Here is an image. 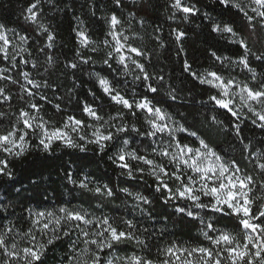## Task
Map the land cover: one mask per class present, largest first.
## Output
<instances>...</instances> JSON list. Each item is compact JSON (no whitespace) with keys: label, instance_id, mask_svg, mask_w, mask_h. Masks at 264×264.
Returning a JSON list of instances; mask_svg holds the SVG:
<instances>
[{"label":"snow or ice","instance_id":"1","mask_svg":"<svg viewBox=\"0 0 264 264\" xmlns=\"http://www.w3.org/2000/svg\"><path fill=\"white\" fill-rule=\"evenodd\" d=\"M55 2L58 7L57 0ZM120 3L122 0H114V4ZM44 5L45 0H31L22 10L27 13L25 19L29 25L24 31L35 35L39 45L35 48L36 53L39 52L49 64H52L56 54L50 50L57 46L56 34L50 24L44 22ZM217 6L222 13L229 16V19L222 24L214 22L211 30L220 32L223 28V33L233 38L236 58L224 57L214 51L211 56L214 58V64L218 63L219 67L213 66L196 72L192 70L189 60L185 59L182 62V69L189 73L193 80H198L200 85L210 86L202 92L207 94V100L201 101L203 104L211 103L219 110H226L223 112L226 115L230 114L235 118V121L231 122L244 145L241 148V155L248 151L251 168L248 167L247 160L242 162L234 156L226 160L224 154L217 151L207 138L195 139L196 133L189 131L185 124L178 126L179 135L174 134L175 122L174 127L169 126L170 113H166L162 107L166 103L160 92L164 77H158L161 83L157 85L153 74L148 71L149 64L146 61L150 57L146 50L147 46L142 47L136 43L137 38L142 39L138 34L129 36L120 31L122 21L115 11L102 17L111 40L91 39L90 33L83 27L84 22L79 23L75 29L77 43L74 46L73 57L64 64L65 68L73 70L74 75L80 65L97 61L88 53H102L100 62L103 65L111 69L114 62L115 65H119V70L130 72L134 80L143 84L146 93L142 99H137L134 91L130 98H126V94L114 90V84L104 78L99 80V87L110 98L112 107L120 106L116 108L115 115L108 114L111 123L107 130L97 125L90 137L85 132L79 135V143L74 144L68 129L71 132H80L84 121L68 115L62 127L56 126L55 122L49 126V122L40 115L42 105L39 103L46 100L47 96L40 94L39 100L35 99L36 92L33 89H40L42 83L33 79V72L21 71L14 77L6 74L10 71L9 68H0V81L5 82L0 84V126H3V131H0V153L7 154L5 158L0 159V187L11 184L13 187L7 188L9 194L15 188L16 173L7 157L11 156L14 160L23 158L26 148L33 149L28 139L29 135L35 136L38 140L36 148L45 151H52L54 142L60 141L67 148L75 147L84 151L87 145H94L99 151L105 152L107 148L115 147L110 145L115 135H120L122 144H128L129 141L124 137L142 136L154 142L152 138L158 135L163 138L166 133L168 147L159 148L161 160L153 158L156 156V148H152L154 144L152 143L148 145L152 151L147 155L142 154L139 149L129 154L121 147L115 161L119 162L118 167L121 171L129 174V180H132V177L136 178L137 173H145L146 170L151 177H155L157 187L152 196L156 200L164 197L165 206L173 200H183L189 202L191 209L202 212L203 215L196 216L194 211L188 208L176 207V212L183 214L180 217L181 221L184 216L192 217L190 223L196 226V221L199 220L201 225L198 228L199 235L207 243L181 246L175 241H170L164 245H154L151 240L141 239L137 235V225L132 219L96 215L95 212H89L83 207L60 206L55 210L29 208L27 231L18 230L16 223L7 225L0 223V264H47L48 251L54 248L58 241L63 242L64 238H68L71 243L72 255L69 257V264L72 261L75 264H116L117 261L120 264H264V136L253 142V139L243 135L248 120L264 133V72L257 71L258 68L264 69L262 47L264 0H217ZM170 8L173 14L169 19H173L176 14L195 18L199 13L196 4L185 3V0H171ZM141 13L147 16V7H142L135 15L140 16ZM91 14L95 16V10H91ZM159 30L154 28L153 32ZM171 32L174 33L171 43L178 45V53L183 52L187 44V32L180 28L171 29ZM29 39L30 36L20 34L16 29H9L4 23H0V54L3 59L9 61L12 69L20 64L31 63L36 73L37 60L30 61L29 58L22 56L25 53L27 57L33 56V52L29 51L33 47L29 44ZM161 40L160 36L154 37L157 47L163 46ZM17 56L22 58L18 61ZM229 64L239 65L247 79L238 83ZM42 82L43 87L49 88L51 81H43L42 78ZM17 85L19 94L14 97L11 90ZM147 93L154 95L149 98ZM13 99L23 101L15 114L4 111L2 107L7 104L11 109L10 101ZM53 107L56 112L61 111V103H55ZM81 111L93 121L102 119L99 114L102 110H97L91 104H84ZM118 120L121 122L117 126ZM185 133L187 137L181 135ZM258 144L261 147L258 148ZM132 161L138 163L133 165ZM167 165H171V170H168ZM35 175L37 173H33L31 177ZM31 177L29 187L33 189L32 198L38 199L39 186L32 182ZM86 179L87 177L83 180L77 179L81 190L86 188ZM169 180L172 181L171 184L168 183ZM21 186V191H24L23 185ZM95 192L98 199L102 195L113 197L119 195V192H124L145 206L150 203L139 192L129 191L127 188L118 190L109 184L96 187ZM156 193L160 195L157 196ZM17 195L19 196L20 192H17ZM47 198L45 195L44 199ZM89 206L91 207V202ZM148 211L152 210L149 208ZM11 215L12 213L0 207V220ZM160 215L164 219H171V216L163 213ZM23 219V216L18 217V222ZM13 232L16 234L15 237L12 235ZM73 234L76 237L74 240ZM17 237L23 238L17 240ZM125 243H134L140 253L144 254L114 256L112 260H106L107 254ZM78 245L79 252H76ZM153 247L157 252L156 259L151 255ZM105 252L107 254L102 255Z\"/></svg>","mask_w":264,"mask_h":264},{"label":"trees","instance_id":"2","mask_svg":"<svg viewBox=\"0 0 264 264\" xmlns=\"http://www.w3.org/2000/svg\"><path fill=\"white\" fill-rule=\"evenodd\" d=\"M30 2L31 0H0V23H4L9 29H16V31L20 34L30 36L29 44L33 45V47L30 48L29 51L33 52L32 57L35 58L37 55L35 48L39 45L35 35H31L30 32L24 31V29H27L29 27V25L28 23L24 22V17L27 15V13L22 11ZM160 2L161 6L159 10L153 13L151 19L146 21L145 23V26H147L148 24L151 25V27L148 28V32L152 33L151 37H145V45L147 46L146 50L149 51L150 48L155 45V36H160L166 41V51L161 57L160 66L163 67L165 65H169L166 68V72L168 76L172 77V81H170L171 83H176V72L183 71L182 62L185 59L189 60L193 71L202 72L206 68L213 67L212 61L214 58L211 56L212 51H216L218 55L229 56L233 59L236 58L234 52V50L236 49V45L232 44L229 40H219L215 41L214 43L208 42L206 29H209L210 26L204 20L202 13L204 11H211L212 8L216 7L215 5L208 4V0H191V2L196 4L198 8H201V12H199L196 16L199 17V19H196V17H190V24H185L183 22L178 24L175 20H170L166 18L165 9H168L167 14L171 13L170 3H168L167 0H160ZM57 3L58 7L56 8L55 12L51 10V6L45 3L43 9V19L45 23L50 24L52 30L56 34L57 46L54 50L50 51H54L56 56L60 58L61 68L63 67V64L66 62V60H71V58L73 57L74 46L77 43L75 39V29L78 27L80 21L84 22L83 27H85L88 33H90L91 39L103 41L104 39H107L108 35L107 25L104 23L102 17L109 15L113 11H115V13L118 15V17L123 23L128 16V12L125 11L124 13H121L120 9H118L117 6L112 3V0H93L90 6L85 3L84 7H81V0H57ZM91 10H95V16L91 14ZM130 10L131 5L128 6V11ZM219 11L220 8H218L216 12H213V15H216ZM21 13H23V15H21ZM177 16L181 15L177 14ZM131 24L132 28L138 31L140 28L141 20L139 18L132 19ZM197 24L203 25L199 32L196 31ZM161 26H163L162 31L156 33L153 32L154 28L160 29ZM119 27L121 28V25ZM176 28L183 29L187 32L186 51L179 52L178 56L177 48H173L167 43L168 41L174 39V35H170V33H172L171 29ZM121 31H124L125 34H129L128 25L126 23L124 24V28H121ZM139 40L140 39L137 38V41ZM101 47H103V45H101ZM88 54L93 55L97 60H100L102 57V53ZM22 56L24 58H29L27 57L26 53L22 54ZM169 56L176 57L179 61V65L169 64ZM21 58V56H17L18 61ZM3 67H7L10 69V71L6 73L7 75H12L16 77L18 72L30 71L33 72V79L35 80L42 81L43 78V81H51V83L53 81H56V83H59L61 85L60 87H56L55 84H53L55 95L53 93V88H40L38 90L33 89V91L36 92V100H39L40 94H44L47 96L46 100L39 101L40 105H42V111L40 115L45 121L49 122V126H51L52 123L55 122L56 126L59 127L63 126V122H66V117L68 115L80 118L84 121L81 126L82 130H87L88 136H91V130L89 126L91 125L93 120L90 117H86V114H83L81 109L84 104H91L94 108L97 107V104L91 102V96L88 94L87 88L83 89L77 97V100L79 101V107H77V103L66 104L56 99V96L63 95V92L66 87L71 86L73 78L76 80L80 79L79 73H76L74 77L65 78L63 72H57L51 80H46L44 77L36 74L33 71L31 63H29L28 65L20 64L17 68L12 69L9 61L4 60L2 54H0V68ZM93 67L98 66L94 65ZM113 67H116L114 62ZM102 70L105 74H108L110 76V79L115 77V82L118 86H123L125 81H127L128 90L122 92L123 94H126V98H130L131 93L133 91L136 93L137 99L143 98V94L146 93V89L144 88L141 82L134 85L132 83V77L117 76L115 73H112L111 69H109L106 65H103ZM117 71H119V69H117ZM257 71L259 72L260 69L258 68ZM232 74L236 76L237 80L247 79L244 72H241L240 69H236L235 71H233ZM184 76L187 78L185 83L193 84L197 88L199 93L198 99L207 100V94H202V92L205 89H209L210 86L200 85L199 81L193 80L190 77L189 73H184ZM57 77H59L58 80L56 79ZM20 81L21 83H23L22 77H20ZM3 83L5 82L0 81V84ZM28 87L31 88L30 85ZM18 89L19 85L12 88L11 91L14 97L19 94ZM92 90L97 92L98 95L100 94L98 86L92 87ZM212 91L214 92L215 90ZM147 95L149 96V98H151L154 94L147 93ZM107 101H110L109 97L106 98V102ZM10 103L12 105L11 109L7 104H4L2 105L3 110L15 114L16 110L22 105L23 101L19 99H13L12 101H10ZM55 103H61L60 112H56L55 108L53 107ZM119 107L120 106H116V108ZM164 107L168 108V105H164ZM116 108H110L109 112L112 115H115ZM168 110L171 111V108H169ZM126 111L127 110H125V112ZM220 111L226 112V110ZM99 114L101 115L103 113L100 112ZM227 117L230 118V120L235 121V118L231 117L230 114H227ZM129 119H131V117H129ZM246 123L247 127L243 135L249 138L257 139L261 136H264V133H262L259 129H256L255 126L251 124L250 120H248ZM5 124H7V121L5 122ZM0 131H3V126H0ZM68 131L73 137L77 135L76 133L71 132L70 129H68ZM80 134H84L83 131H81ZM181 135L187 137L186 133ZM28 139L30 140L32 145L38 144V140L35 136L29 135ZM152 139L156 140L155 138ZM132 141L133 142L130 145V150L139 149L142 154L147 155L144 151L140 150L136 142L139 141L140 144L148 146L149 144H152V140L146 137L133 136ZM185 142H187V139ZM89 147L93 149L92 152L78 153L77 150L68 149L67 147L63 146L60 141H56L53 144L52 152L54 153V155H57L58 158L48 161H37L33 164H29L26 168L15 167L14 171L20 172V175L17 177V183L15 185V188L11 190V194H9V192L7 191V188L10 189L13 187L11 184L7 185V188L0 187V191H2L3 195L8 199L15 201L16 197L18 196L15 189L17 187L21 188V185L23 184L30 183L29 180L33 173H37L40 170L54 169L53 176L59 177L60 173L62 172L63 177H66L69 172H72L71 165L74 161H76V157L78 156L79 160L76 162L78 163L79 167L77 168L76 172H73L74 178L84 179L85 173H83L82 169L87 168L88 171L86 174L100 181L101 183H108L109 186L115 189L120 187H129L130 190L133 192H139L143 195L152 196V193L157 187L155 177L147 176L146 173H137L135 180H124L123 178H118V172L120 170V168L118 167L119 162L113 163L111 160L108 159V156L113 153L114 147L107 148L103 153H101L99 149L94 145H90ZM152 148H156V144H152ZM147 152L150 153L151 148L148 147ZM6 155L7 154L5 153H0V156ZM37 156H39V150L37 148H33L32 151L28 153L27 157H25V159L29 161L35 160ZM45 156H47V153H45ZM155 159L158 161L161 160L159 156H155ZM131 163L135 165L138 162L132 161ZM11 166L13 167V165ZM63 177L57 179L56 182L53 184V187L50 189V191H53V195L47 196V194H45L48 197L47 199H44L45 195L39 196L38 199L31 197L27 199V201L21 199L20 203L23 205V207L17 206L12 212V215L10 217L0 220V223H3L5 225L9 223H16L18 230H20L21 232L27 231L29 225L27 209L31 208L33 210H55L60 206H67L77 208L83 207L89 212H95L96 215L104 214L115 217H123L125 219H132L136 223L137 229L141 230L144 227L148 226L147 224L143 223L142 218L137 216L133 211L132 205L135 203V200L132 197L126 196L125 194H121V197L127 200V204H121V202L118 200L116 201V204H119V207H116L114 205H105L103 207H97V202L95 200H89L83 197L73 196L71 198H65L63 195L60 194L62 190L59 189V183L61 182V179ZM32 178L34 177H31V179ZM168 182L169 184L172 183V181ZM156 195L159 196L160 194ZM89 202H91V207L89 206ZM171 203L173 204V208L170 209L168 206L164 205L163 199H155V207L157 210L153 212V215L157 217V221H155L154 223H164V217L160 215L161 213H163L164 215L171 216V219L168 220V224L165 230L161 231L158 227L153 228V231H156L157 235L152 238V244L164 245L170 241H175L181 246H195L196 244L201 242L206 244L207 242L203 241V237L200 236L198 232V228L201 227L199 220L196 221V226H193V224L190 223L193 220L192 217L184 216L183 221H181L180 217L183 214H179V217H177L176 222H172V218L176 216L174 208L177 206H183L187 208L189 202L183 200H173ZM20 216H23L24 219L18 222V217ZM205 220H207V217H205ZM121 227H123V225H121ZM75 238V234H73L72 239L74 240ZM79 247L80 246L78 245L76 248V252H79ZM113 251L115 252V256H125L131 255L133 253L141 255L144 254L140 253V250L135 247L134 243H125L118 245L117 248ZM105 254H107V252L102 253V255ZM71 255L72 251L70 240L68 238H64L63 242L58 241L56 246L54 248H50V250L48 251L46 258L47 264H67ZM151 255L153 259H156L157 252L155 247H153Z\"/></svg>","mask_w":264,"mask_h":264},{"label":"clouds","instance_id":"3","mask_svg":"<svg viewBox=\"0 0 264 264\" xmlns=\"http://www.w3.org/2000/svg\"><path fill=\"white\" fill-rule=\"evenodd\" d=\"M93 0H81V7L85 6V3H87L89 6ZM168 3H171V0H167ZM45 3L49 6H51V10L55 12L57 5L55 0H45ZM112 3L114 4V0H112ZM185 3H192L191 0H185ZM194 4V3H193ZM208 4L215 5V8H212L211 11H204L203 18L207 22V24L210 26L209 29H206L207 31V37L209 43H214L215 41L219 40H229L232 44H234L233 38L228 37L223 33V28H221L220 32H215L211 30L212 24L215 22L216 24H222L223 22L227 21L229 19V16L226 13H222L221 10L217 12L216 15H213V12H216L219 8L217 6V0H208ZM118 9H120L121 13H124L125 11L128 12L127 19L124 20L123 23H121V28H124V24L126 23L128 25L129 30V36H132L134 33L138 34L142 39L139 41H136V43L140 46H145V37H151L152 33L148 32V28L151 27L150 24L145 26L146 21L150 20L153 13L157 12L161 6L160 0H122V3L115 4ZM131 5V10L128 11V6ZM142 7H147L148 15L145 16L143 13H141L140 16H136L135 14L139 9ZM199 12H201V8H198ZM166 18L169 19V16L173 14L172 10L170 14L168 13V9H165ZM205 13L207 15H205ZM23 15V13H21ZM110 15V14H109ZM139 18L141 21H143L140 24L139 30H134L132 28L131 20ZM79 19V18H77ZM196 19H199V17H196ZM178 24L183 22L185 24H190L191 19L190 17H182L177 16V14L174 16L173 19ZM24 22L28 23L27 20L24 17ZM81 22V21H80ZM203 27V25L197 24L196 25V31H200V29ZM163 30V26H161L159 31ZM124 32V31H122ZM170 35H174V33H170ZM238 40V37L236 38ZM160 43L163 45L162 47H157L156 45L152 46L150 50L148 51L150 59L147 60V63L149 64L148 71L153 74V78L156 79V84L159 85L161 81L159 80V76H163V88L160 89L161 95L164 97L166 103L162 105L164 108V111L166 113H170L168 117V123L170 127H174L173 122H175V135H179V125L185 124L188 126L189 131L195 132L196 136L195 139L199 140L201 137L207 138V140L212 144V146L219 152H222L226 158V160H229L231 157H236L237 159H241L248 161V167L251 168V157L248 155V151L243 152V156L241 155V148L244 146L241 142L240 136L237 135L236 131L234 130V126L232 125V122L230 118L227 117V115L223 112H221L219 109L216 108L215 105L208 103L207 105L203 104L198 99V90L193 84L185 83L186 77L184 76V73H186L184 70L177 71L175 75V81L176 83H171L172 77L168 76L166 72V68L169 65H165L163 67L160 66L161 57L163 56L164 52L166 51V41L162 39ZM169 45H171L173 48H177L178 45H173L171 43V40L167 42ZM264 47V46H262ZM25 51L27 49L25 48ZM186 51V48L183 52ZM214 52V51H212ZM211 52V53H212ZM216 52V51H215ZM179 53H177V56ZM247 55V54H246ZM229 57V56H224ZM37 60L38 68L36 69V74L44 77L46 80H51L53 76L56 75L57 72H63L65 78L74 77L76 73L80 74V79H72V83L70 87H66L63 95L56 96V99H59L60 101L66 103V104H75L79 101L77 100L78 95L80 92L87 88L88 94L91 96V102L97 104L96 109L102 110L101 117L102 119L100 121H93L90 125V130L92 132L93 129L97 125H101L105 130L109 128V125L111 123V120L109 118V109L112 108V104L110 101L106 102L107 96L103 93L102 89L99 87V80L101 78H104L108 80L110 83L114 84V90H118L120 92H125L128 90L127 88V81H125L123 86H118L115 82V77L110 79V76L108 74H105L103 69V63L100 62V60L95 61L91 64H85L80 65L78 69L75 70V74L73 75V70L70 68H65L64 64L61 68V60L56 56L54 62L52 64H49L43 55H41L39 52H37V55L35 58L29 57V60ZM169 64H175L179 65V61L176 57L169 56L168 58ZM79 63V61H77ZM94 65H97L98 67H93ZM212 65L215 67H219V64L212 61ZM232 71H235L236 69H240L241 72L242 69L239 65L236 64H229L228 65ZM119 65H116V67L111 68V72L115 73L117 76L120 77H132L130 72H126V70H119ZM15 69V68H13ZM155 69V70H154ZM208 68L204 69L207 70ZM134 71V69H133ZM259 72H264V69H260ZM167 77V78H166ZM57 80L59 77L56 78ZM37 82H41L43 87V82L36 80ZM141 81L132 79V83L138 84ZM239 83L240 80H237ZM53 84H55L56 87H60L61 85L59 83H56V81H53L51 84H49V88H53ZM98 86V89L100 90V94L98 95L97 92L92 90V87ZM47 89V88H46ZM53 93L55 95V90L53 88ZM164 105H168V108H165ZM171 108V111L168 109ZM143 116V114H142ZM107 117V118H105ZM121 121H116L117 126L119 125ZM243 123V121H241ZM83 133H87V130H81ZM80 132H73L77 135L75 137L72 136V139L74 141V144L79 143L78 137ZM88 134V133H87ZM37 135H39V132H37ZM90 137V136H89ZM142 137V136H141ZM125 140H128V144H122L120 135H115L113 140L110 142V145H114V151L111 155L108 156V159L111 160L113 163H117L115 161V157L119 154L118 149L123 147L124 151L127 153H131L130 145L132 143V136L124 137ZM253 139V142L259 141L260 138H251ZM154 144H158L159 146L156 148V156H159V148L160 147H168L167 142V134L165 133L163 138L158 137L154 142L151 141ZM137 146L140 148L141 151H144L146 154H149L147 152V145L140 144L139 141L136 142ZM64 146V145H63ZM90 145H87L86 150L80 151L77 150L75 147L68 148L72 150H77L78 153H90L92 152V148L89 147ZM257 147H261V145H257ZM33 148H36L35 145H33ZM38 149V148H37ZM39 150V156L35 158V160H26L25 157H27L28 153L32 151V149H27L25 151L23 158H17L13 159L11 156L7 157V159L11 162L13 165L12 169L14 170L15 167L19 168H26L29 164H33L37 161H48L58 158L57 155H54L52 151H45L43 149ZM152 151V149H151ZM101 152V151H100ZM45 153H47V156H45ZM103 153V152H101ZM5 158L4 156H0V159ZM155 159V156L153 157ZM162 159V158H161ZM79 160V157H76V161ZM74 161L71 165L72 172H69L66 177H63V173H60V176H53L54 169H47V170H40L37 172V175L33 176L32 182L36 183L39 187L37 189L38 194L51 196L53 195V191H50V189L53 187V184L56 182L57 179H61V182L59 183V189L62 191L60 192L61 195H63L65 198H71L73 196L76 197H83L85 199L89 200H95L97 202L98 207H103L105 205H114L116 207H119V204H116V201H120L121 204H127V200L123 199L121 197V194H125L124 192H119V195H114L113 197H105L102 195L99 199L97 198L95 188L96 187H103L104 185H107L108 183H101L100 181L88 176L86 173L88 171L87 168L82 169L83 173H85L84 178L87 177L85 180L86 188L84 190H81L78 186L77 179L74 178L73 172L77 171V168L79 167L78 163ZM18 162V163H17ZM60 167V166H57ZM16 177L20 175V172L15 171ZM146 175L150 176L148 171L146 170ZM118 178H123L124 180H129V174L127 172L121 171V169L118 172ZM135 177H132V180H135ZM83 180V179H81ZM5 188H7V184L5 185ZM24 191H21V188L17 187L15 189L16 193L20 192V195L16 197L15 201L8 199L5 197L0 191V202H3L0 204V207L5 209L7 212L12 213L17 206L23 207V205L20 203L21 199H24L27 201V199L31 198L33 195V189L29 187V183L23 184ZM121 188H127L130 190L129 187H120L117 188L118 190ZM159 194V193H156ZM150 203H148L147 206H145L143 203H138L135 201V203L132 205V209L135 212V214L142 218L143 223L147 224V227H144L143 229H146V231H141L140 229H137V235L140 236L141 239H149L152 240L154 236L157 235L156 231H153V228H159L161 231L165 230L168 224V220L164 219V223H154L157 221V217L153 215V212L156 211L155 207V199L153 196L144 195ZM161 199L164 200L165 198L161 197ZM167 206L171 209L173 208L172 203H168ZM180 207V206H177ZM151 209L152 211L149 212L148 209ZM187 208L189 210L194 211V209H191L188 205ZM174 211L176 213V216L172 218V222L175 223L177 217H179V213L176 212V207L174 208ZM194 214L196 216H201L202 212L194 211ZM15 237V232L12 234ZM23 237H17V240L22 239ZM135 247L139 249L136 245ZM115 256V252L113 251L110 254L106 255V260L110 261ZM69 264V261L67 262ZM71 264H75L74 261L71 262ZM116 264H120L119 261L116 262Z\"/></svg>","mask_w":264,"mask_h":264},{"label":"rangeland","instance_id":"4","mask_svg":"<svg viewBox=\"0 0 264 264\" xmlns=\"http://www.w3.org/2000/svg\"><path fill=\"white\" fill-rule=\"evenodd\" d=\"M120 31H121V28H120ZM107 39L108 40H111V37L110 36H108L107 37ZM205 85H207V84H205ZM209 86V85H208ZM158 137H160L159 135H158ZM158 137H156L155 139H157ZM159 145L158 144H156V148L158 147ZM166 163V162H165ZM167 167H168V170H171V165H167ZM170 181V180H169ZM169 183V182H168Z\"/></svg>","mask_w":264,"mask_h":264}]
</instances>
